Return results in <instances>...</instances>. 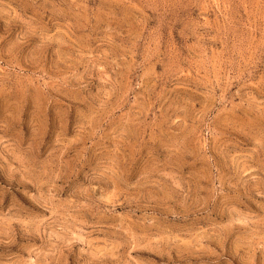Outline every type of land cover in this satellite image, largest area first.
I'll use <instances>...</instances> for the list:
<instances>
[{"label": "rangeland", "instance_id": "rangeland-1", "mask_svg": "<svg viewBox=\"0 0 264 264\" xmlns=\"http://www.w3.org/2000/svg\"><path fill=\"white\" fill-rule=\"evenodd\" d=\"M0 264H264V0H0Z\"/></svg>", "mask_w": 264, "mask_h": 264}]
</instances>
